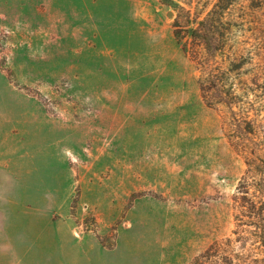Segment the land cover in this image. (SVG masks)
Listing matches in <instances>:
<instances>
[{"label": "rangeland", "instance_id": "374dc122", "mask_svg": "<svg viewBox=\"0 0 264 264\" xmlns=\"http://www.w3.org/2000/svg\"><path fill=\"white\" fill-rule=\"evenodd\" d=\"M251 1L231 11L264 77ZM195 2L0 0V264H189L235 236L246 164L174 35Z\"/></svg>", "mask_w": 264, "mask_h": 264}, {"label": "trees", "instance_id": "16d2710c", "mask_svg": "<svg viewBox=\"0 0 264 264\" xmlns=\"http://www.w3.org/2000/svg\"><path fill=\"white\" fill-rule=\"evenodd\" d=\"M236 2L196 0L185 34L177 24L174 30L178 41L189 37L194 44L201 98L208 107L227 109L228 137L246 164L234 194L243 212L235 236L214 241L189 264H264V77L253 72L252 57L238 46L231 11Z\"/></svg>", "mask_w": 264, "mask_h": 264}, {"label": "water", "instance_id": "95a60500", "mask_svg": "<svg viewBox=\"0 0 264 264\" xmlns=\"http://www.w3.org/2000/svg\"><path fill=\"white\" fill-rule=\"evenodd\" d=\"M160 7L168 19H170L174 16V11L172 9L166 8V7H164V5H161Z\"/></svg>", "mask_w": 264, "mask_h": 264}]
</instances>
